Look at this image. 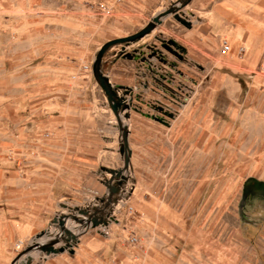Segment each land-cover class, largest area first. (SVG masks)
Listing matches in <instances>:
<instances>
[{"label": "rangeland", "instance_id": "374dc122", "mask_svg": "<svg viewBox=\"0 0 264 264\" xmlns=\"http://www.w3.org/2000/svg\"><path fill=\"white\" fill-rule=\"evenodd\" d=\"M100 1L0 0V95L6 102L0 113V169L17 168L39 154L46 136L41 125L55 115V104L85 94L99 108L103 103L107 137L118 140L115 119L90 73L93 55L176 0H120L108 17L95 9ZM221 1L191 0L180 12L193 28L170 17L144 37L146 46H116L104 55L114 51L111 58H118L135 50L133 56L154 63L136 70L143 77L111 81L128 88L129 116L121 121L127 123L131 155L123 174L129 188L139 184L137 198L128 201L127 192L112 207L113 250L134 249L143 238L145 249L157 259L167 257L168 264H264V202L245 201L241 217L237 210L245 179L264 182V42L241 59L233 47L220 54L221 29L231 26L212 25L209 13L223 16ZM255 6L263 13L264 0ZM257 23L262 36L264 18L257 15ZM158 38L174 41L184 53L173 55ZM115 140L108 151L121 169ZM148 217L160 224H149ZM131 236L135 245L128 243Z\"/></svg>", "mask_w": 264, "mask_h": 264}, {"label": "crops", "instance_id": "0c3cea01", "mask_svg": "<svg viewBox=\"0 0 264 264\" xmlns=\"http://www.w3.org/2000/svg\"><path fill=\"white\" fill-rule=\"evenodd\" d=\"M255 1L222 0V9L226 10L223 16L217 11H210L209 21L212 25L215 24L218 28L225 27L226 24L231 26L230 30L221 29V37L229 42L230 50L233 47L237 52L242 47L245 52L252 50L255 43L263 44L264 34L259 36L261 34L256 31V26L257 15L264 18V8L263 13L257 10ZM134 13L137 14V10ZM147 43L143 38L134 46H146ZM113 52L102 59V69L109 67L104 73L110 83L118 76H125L128 80L143 77L144 74L136 73V70H142L145 64H154L147 59H138L135 54L131 59L111 58ZM82 65L84 62L79 64L78 69ZM146 76L154 78L152 74H145ZM83 94L84 92L78 93ZM85 96L87 97L83 96L81 100L73 99L55 104V115L47 118L41 125L46 136L40 138L39 154L30 155V159H26L21 165L18 163L17 168L0 169V264H10L18 251L29 245L38 233L46 230L53 234L54 231L48 228V224L54 217L69 211L75 214L73 210L76 208L89 209L95 198L103 197L105 189L100 182L107 179L108 175L101 172V168L120 170L118 158L108 151L115 139L107 137L108 123L103 117V103L99 108L89 94ZM4 97L0 95V113L6 103L1 101ZM70 106L73 108L69 115ZM125 193L128 201L137 198L139 184L135 183L130 188L127 183L124 184L114 197L120 199ZM138 209L143 212V207L136 205V210ZM141 219L143 225L145 221ZM121 220L118 219L120 225ZM113 221L117 222V219ZM146 221L152 225L160 224L159 218L148 217ZM65 227L77 239L73 254L63 252L44 259L31 256L30 264H168L167 257L157 259L154 251L145 249L143 238L134 249L123 252L113 250L112 243L116 239L109 225L80 233L82 229L73 226L68 220ZM153 236L156 237L155 233ZM17 243H20L18 250Z\"/></svg>", "mask_w": 264, "mask_h": 264}, {"label": "water", "instance_id": "95a60500", "mask_svg": "<svg viewBox=\"0 0 264 264\" xmlns=\"http://www.w3.org/2000/svg\"><path fill=\"white\" fill-rule=\"evenodd\" d=\"M190 2L191 0H176L170 2L165 9L154 14L138 31L125 37L108 40L96 50L90 64V73L96 86L104 97L108 110L115 119L118 130L117 152L122 158V168L120 170L101 168L100 171L108 175L107 179H103L100 182L105 189V195L100 198H95L94 204L89 209L76 208L73 210L75 214H71L69 211V213H63L60 216L54 217L48 224V228H52L54 233L50 234L48 233L49 231L45 230L35 235L31 243L19 251L10 264H30L31 256H39L44 259L48 256L63 252L72 255L73 247L77 244V239L73 233L65 227V223L68 220L73 226L82 229L80 233L86 232L89 229L106 228L108 226L112 211L110 206L115 207L121 198H125L124 195L120 197V199L114 196L117 195L120 188L126 184L127 181V177L123 173H125L129 167L131 152L127 144L128 130L126 125L121 121V118L125 120L128 119L129 115L127 112L130 108L129 103L131 100L130 98L126 99L124 97V94L128 91L127 87L110 83L108 77L103 73L102 59L113 47L121 46V48L124 49V47L132 45L151 34L163 20L170 17L185 29H190L192 26L191 20L180 12V10ZM158 41L161 43V47L167 51H169L170 48L180 53H184L185 51L183 47L177 45L170 39L165 40L158 38ZM121 51L119 52L120 54ZM134 51L135 50H132L131 54L124 53L123 57L131 59ZM119 53L117 55H120ZM167 116L171 117L170 115ZM252 199H259L264 202V182L249 177L245 179L241 188L240 200L237 207L240 217L242 215L241 207L243 203ZM61 208H65V206H61Z\"/></svg>", "mask_w": 264, "mask_h": 264}, {"label": "built area", "instance_id": "2783aa9c", "mask_svg": "<svg viewBox=\"0 0 264 264\" xmlns=\"http://www.w3.org/2000/svg\"><path fill=\"white\" fill-rule=\"evenodd\" d=\"M119 2L120 0H103L95 4V9L102 17H108L113 11L114 7H116ZM219 50H220V54L222 55L228 54L230 52V44L226 39L224 38L219 39ZM123 52L124 51L122 50L121 53ZM243 54H244V49L242 47H239L237 50V56L241 58ZM84 69L89 70V66L84 67ZM136 242H137V238L135 236L129 237L128 239L129 244L135 245ZM19 247H20V243H17L16 249L18 250Z\"/></svg>", "mask_w": 264, "mask_h": 264}, {"label": "flooded vegetation", "instance_id": "af4514ba", "mask_svg": "<svg viewBox=\"0 0 264 264\" xmlns=\"http://www.w3.org/2000/svg\"><path fill=\"white\" fill-rule=\"evenodd\" d=\"M169 49V48H168ZM170 52H172L173 53V55H180L175 49H173V48H170V50H169ZM181 56V55H180Z\"/></svg>", "mask_w": 264, "mask_h": 264}, {"label": "bare ground", "instance_id": "6f19581e", "mask_svg": "<svg viewBox=\"0 0 264 264\" xmlns=\"http://www.w3.org/2000/svg\"><path fill=\"white\" fill-rule=\"evenodd\" d=\"M123 124L127 126V123H126V122H123ZM128 185H129V184H128ZM116 208H118V205H116Z\"/></svg>", "mask_w": 264, "mask_h": 264}]
</instances>
